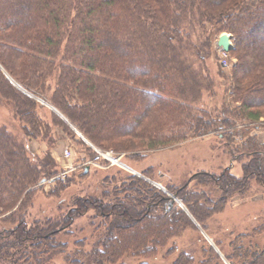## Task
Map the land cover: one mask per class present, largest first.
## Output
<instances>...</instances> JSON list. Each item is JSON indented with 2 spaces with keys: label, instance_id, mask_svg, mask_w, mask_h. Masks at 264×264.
Returning <instances> with one entry per match:
<instances>
[{
  "label": "trees",
  "instance_id": "1",
  "mask_svg": "<svg viewBox=\"0 0 264 264\" xmlns=\"http://www.w3.org/2000/svg\"><path fill=\"white\" fill-rule=\"evenodd\" d=\"M223 32L232 35L230 54L237 60L242 54L252 63L246 67L237 61L228 78L218 71L228 82L233 105L223 101L220 110L211 112L203 102L205 94L215 98L217 89L208 66L211 37ZM258 38L264 40V0H0V101L13 105L23 135L0 127V221L12 225L0 232V264H47L66 247L56 238L64 232L61 227L70 226L69 215L27 225L38 186L58 174L51 154L32 158L28 146L33 140L52 145L53 138L74 142L77 136L68 124L93 146L119 153L133 152L131 145H115L119 138L141 141L139 151H155L214 135L229 142L241 137V144L232 146L237 154L229 151L234 160L247 159L243 177L225 169L219 176L200 178L213 182L215 193L230 196L243 194L253 181L264 187V144L257 134L234 131L237 122L264 127L259 124L264 114L249 105L252 95L259 93L264 100V47H256ZM4 72L68 123L52 111L47 122L40 114L45 106ZM246 77L255 84L244 86ZM53 182L62 184V179ZM177 192L201 225L212 211L221 213L228 200L215 201L186 188ZM154 193L134 177L112 194L103 192V201L110 199L106 206L95 196L75 201L72 212L93 209L105 220L96 248L83 255L87 264L149 258L192 227L186 212L170 209V199ZM136 194L146 196L141 200ZM200 202L203 206L197 207ZM157 203L165 212L153 215L147 205L157 210ZM143 221L144 230H137ZM257 234H264V222L232 243L231 264H264V247L249 238ZM205 257L201 264H222L212 249ZM175 264L196 262L183 254Z\"/></svg>",
  "mask_w": 264,
  "mask_h": 264
},
{
  "label": "rangeland",
  "instance_id": "2",
  "mask_svg": "<svg viewBox=\"0 0 264 264\" xmlns=\"http://www.w3.org/2000/svg\"><path fill=\"white\" fill-rule=\"evenodd\" d=\"M222 34H228L232 37L228 32L214 34L211 37V58L208 60V66L212 77L217 81L216 97L205 94L203 100L205 110L211 112H214L217 107L220 110L223 101L231 106L233 105L231 98L226 93L228 82L218 77V71L221 70L228 78L237 61L247 64L246 67L252 63V59L242 54H240L241 58L237 60L230 54L231 52H225L227 53L225 66L220 55L222 49L218 46V40ZM259 39H255L254 44L256 47H264V40ZM260 60L262 67H264V56ZM5 75L7 76V73ZM242 80L243 85H246V87L255 84L252 78L246 77ZM255 86L260 90L263 87L261 85ZM30 95L45 106L43 110H40V114L47 122H50V112L52 111L68 123L53 106L43 104L39 97ZM249 103L253 112L264 114V100L259 93L252 95ZM95 117L99 120V116ZM162 117V115H159L155 119L158 121ZM263 123L264 119L259 121V124ZM68 125L77 136L74 142L67 139L53 138L52 145L48 142L46 144L40 140H33L29 143L30 148L28 146L32 158H35V154L39 157L43 155L42 153L51 154L57 164L55 171H58L55 178L46 180L38 186L32 200V217L27 220L28 227H32L34 221H43L45 218L68 215L72 217L70 220L72 224L70 223L68 227L67 224L61 227L64 232L56 238V242L63 243L66 247L58 250V253L55 252V256L47 264H87L88 262H85L83 255L90 254L93 246L99 241L98 235L103 230L105 220L102 218L100 211L95 212L93 209L83 211L84 213H81V211L72 212L76 210L74 209L75 201H78V199L89 200L93 196L99 197L103 201L104 191L112 194L115 187H119L123 183H129V179L132 180L134 177L150 185L155 190L154 196L160 193L164 195V198L170 199V202L171 197H173L176 200L173 209L186 212L193 225L178 238L170 240L164 248L159 249L156 255L149 258L128 256L116 264H175L183 254L192 255L196 264H201L206 261L204 259L206 258L205 254L208 251L210 252L211 249L218 254L219 261L222 264H231L228 255L232 254V243L238 237L250 235L255 228L264 222L263 186L253 181L250 189L243 194L230 196L222 190L223 193L221 191L219 194L215 193V184L208 181V179L200 178L202 174L219 176L225 169H229L230 173L237 177H243L242 167L247 159L234 160L229 151L233 149V153L237 154L234 148L241 144V137L232 139L233 142H229V139V141H221L214 135L201 139H191L175 147L155 151H139L141 141H135L128 137L119 138L114 141L115 145L120 146L122 144L125 147L131 145L133 149V152L119 153L93 146L76 128L70 124ZM245 125L246 123L237 122L235 133H246V136L257 134L260 142L264 144V127L259 125V128V126L250 125L248 128L249 124L246 127ZM1 126L7 127L16 136L23 137L19 120L15 116L13 105L9 102L0 101ZM226 132L229 133L227 130ZM225 142L228 146L224 145ZM67 150L71 154L70 158L65 157ZM105 153H110L111 157L106 156ZM114 160H117V162ZM11 167L15 169V172L18 171L15 166ZM59 178L62 179V188L60 182L57 185L53 182ZM183 188H186L188 192L205 193L207 197L215 201L222 198L224 200L227 197L228 200L223 205L224 209L221 213L212 211L209 219H206L204 225H201L190 214L180 198L179 192H177ZM55 193L56 195H54ZM136 195L141 200L146 196L142 195L141 198L139 194ZM109 200L103 201V205L109 204ZM201 200L207 203L205 198ZM147 206L148 211L152 212L153 215H160L165 212L163 209L165 207L159 206L157 210H154L151 209L149 204ZM201 206L203 204L198 203L197 207ZM71 212L73 213L72 216ZM111 214V212H108L106 216L112 219ZM1 221V233L6 229H11L10 226L12 225H4ZM146 225L145 221L141 222L137 226V230L143 231ZM66 227L67 229H64ZM249 238H253L260 246L264 247V234L253 235ZM249 238L244 239V241L248 242ZM69 257H72V259L69 260ZM73 260L74 263H72ZM28 264L36 263L29 262Z\"/></svg>",
  "mask_w": 264,
  "mask_h": 264
},
{
  "label": "water",
  "instance_id": "3",
  "mask_svg": "<svg viewBox=\"0 0 264 264\" xmlns=\"http://www.w3.org/2000/svg\"><path fill=\"white\" fill-rule=\"evenodd\" d=\"M218 46L224 51V52H231L233 50V45H232V37L228 34H222L219 37L218 40ZM8 79L19 89L21 90L23 93H25L26 95L32 97L27 91H25L21 86H19L16 82H14L8 75H7ZM46 104V103H43ZM56 111V110H54ZM45 181H43L44 183ZM176 200L171 197V202L169 203V208L172 209L174 207Z\"/></svg>",
  "mask_w": 264,
  "mask_h": 264
},
{
  "label": "built area",
  "instance_id": "4",
  "mask_svg": "<svg viewBox=\"0 0 264 264\" xmlns=\"http://www.w3.org/2000/svg\"><path fill=\"white\" fill-rule=\"evenodd\" d=\"M220 55H221V58H222V60H223V62L225 63V66H226V58H227V53H225L224 51H220ZM105 155L106 156H108V155H110V153H105ZM104 155V156H105ZM70 156H71V154H70V152H68V150L65 152V157L66 158H70Z\"/></svg>",
  "mask_w": 264,
  "mask_h": 264
},
{
  "label": "bare ground",
  "instance_id": "5",
  "mask_svg": "<svg viewBox=\"0 0 264 264\" xmlns=\"http://www.w3.org/2000/svg\"><path fill=\"white\" fill-rule=\"evenodd\" d=\"M42 103H46L45 101L41 100ZM47 104V103H46ZM49 105V104H47ZM108 157H111L110 155H108ZM115 162H117V160H114Z\"/></svg>",
  "mask_w": 264,
  "mask_h": 264
}]
</instances>
